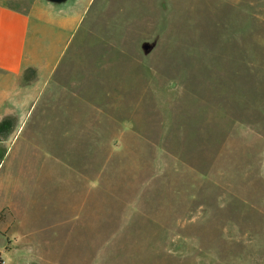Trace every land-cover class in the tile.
<instances>
[{"label":"rangeland","instance_id":"rangeland-1","mask_svg":"<svg viewBox=\"0 0 264 264\" xmlns=\"http://www.w3.org/2000/svg\"><path fill=\"white\" fill-rule=\"evenodd\" d=\"M5 4L0 264H264V0Z\"/></svg>","mask_w":264,"mask_h":264},{"label":"crops","instance_id":"crops-1","mask_svg":"<svg viewBox=\"0 0 264 264\" xmlns=\"http://www.w3.org/2000/svg\"><path fill=\"white\" fill-rule=\"evenodd\" d=\"M29 32V15L0 3V72L12 76L22 72L28 54ZM3 227L0 223V230L3 231Z\"/></svg>","mask_w":264,"mask_h":264},{"label":"water","instance_id":"water-1","mask_svg":"<svg viewBox=\"0 0 264 264\" xmlns=\"http://www.w3.org/2000/svg\"><path fill=\"white\" fill-rule=\"evenodd\" d=\"M45 1L50 2V3H54V4H59V3L64 2L65 0H45Z\"/></svg>","mask_w":264,"mask_h":264},{"label":"trees","instance_id":"trees-1","mask_svg":"<svg viewBox=\"0 0 264 264\" xmlns=\"http://www.w3.org/2000/svg\"><path fill=\"white\" fill-rule=\"evenodd\" d=\"M6 1H8V0H6ZM5 0H0V3L1 4H5V2H6ZM6 5V4H5Z\"/></svg>","mask_w":264,"mask_h":264}]
</instances>
